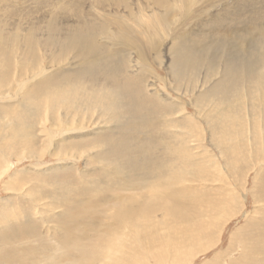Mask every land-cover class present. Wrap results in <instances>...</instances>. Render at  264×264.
Masks as SVG:
<instances>
[{
    "label": "rangeland",
    "instance_id": "374dc122",
    "mask_svg": "<svg viewBox=\"0 0 264 264\" xmlns=\"http://www.w3.org/2000/svg\"><path fill=\"white\" fill-rule=\"evenodd\" d=\"M116 1L118 5L114 0H0V264H172L174 257V264H264V90L240 94L244 101L235 107L215 101L206 106L201 96L221 79L227 54L215 48L199 63L194 58L191 66L175 61L176 45L186 36H200L208 45L220 31L239 28L238 18L264 24V0ZM256 49L264 58L263 42ZM91 58H108L115 68L113 80L128 83L127 89L134 88L128 94L141 97V102L126 103L124 120L114 123L118 113L86 104L93 91L106 86L101 80L93 87L88 73L83 75L89 84L79 79L81 64ZM254 65L264 70L263 61ZM65 75L67 84L80 82L81 96L48 105L37 85L52 79L59 83ZM228 108L227 118H219ZM136 118L151 125L149 132L158 130L149 136L161 153H175L164 159L171 172L157 171L160 176L183 173L179 148L202 161L188 168L199 173L182 176L175 187L176 197L187 204L183 211L189 220L159 219L160 213H150L151 220L136 224L148 223L152 233H157L153 227L159 220L171 224L155 248L147 247L145 233L134 244L124 226L117 231L111 227L118 202L98 201L101 205L86 214L84 200H98L97 191L79 190L82 195L62 199L67 190L75 192L99 179L102 165L94 157L101 149L93 144L99 147L106 136H126L130 130L121 134L116 127L125 120L136 125ZM143 137L139 134L134 144L140 145ZM119 147L125 153L133 145ZM121 157L118 162L125 171ZM106 171L112 178L111 170ZM186 189L192 191L188 199ZM134 207L128 206L131 211ZM88 221L93 228L85 229ZM194 234L198 241L183 244ZM70 252L73 256H66Z\"/></svg>",
    "mask_w": 264,
    "mask_h": 264
},
{
    "label": "bare ground",
    "instance_id": "6f19581e",
    "mask_svg": "<svg viewBox=\"0 0 264 264\" xmlns=\"http://www.w3.org/2000/svg\"><path fill=\"white\" fill-rule=\"evenodd\" d=\"M112 2L113 0H110V3ZM114 4L118 5L116 0H114ZM239 19L240 18L236 20L239 23L238 25L239 28L234 26L233 28H230L229 31L227 29H224L223 33L222 31H220L219 37L217 40H215L214 44L213 43L208 44V45L203 44V40L201 39L200 36H199V39H195L192 37V35H189V36L184 37L183 39H180L179 42L177 43L178 45H176L177 47H176L175 61L181 60V67L191 66L194 58H196L197 62L199 63L201 58H206V55L209 49L217 48V49H220L222 52H224V54H227L226 56L227 59L224 62L225 66L222 71V75L220 76L221 79L216 82V86L213 87L212 92H209V94H206L205 96H201L202 98H204L203 102H204V105L206 106L208 105V103L213 104L214 101L216 102V105H220L224 102L230 105H234L235 102L237 104V103L244 101V99L241 100L242 94L244 96V93L248 94V91L252 89H259L261 90V92L264 90V70L260 72L258 68H255V65H254V62L259 63V60L263 61L264 63V58L259 56L260 54L256 52L258 50L256 49L257 46L261 42H263L264 44V24L259 25V22H257L258 20L257 21H247L246 19H245V22L243 21L239 22ZM220 21L217 22L218 23L217 25H221L219 24ZM73 30L74 29H71V32H73ZM216 30H220V28H216ZM79 32H80V36L84 37V31L81 30ZM256 36L261 38L260 42L257 41L258 39ZM3 43L4 41H1L0 39V44H3ZM182 49H184V51L180 53L179 56H177ZM91 51L93 50H90V52ZM138 55L140 59H144V56L142 55V53L141 54L139 53ZM96 66L97 68H95ZM114 72H115V68L112 66V62H108V58L105 59V61L103 60L94 61L92 58L86 59L83 61V63L80 66V75H83L85 73L91 74L90 81L93 84V87L96 84H98V82L101 80H103L104 84L106 85L105 89L93 91L91 94V97L90 98L88 97L89 99L86 100V104L90 102L91 106L99 105L102 108L104 107L105 110L107 111L110 110L113 113L115 112L118 113L120 116L114 115L113 116L114 120L112 121L114 123H117L115 121L116 119L124 120V118L126 117L125 114L124 115L122 114L126 103L127 102L131 103L132 101L141 102V97L140 96L135 97V95L131 93L130 91H129L130 94H128V90H132L134 88L131 87L130 89H127L128 85H125V84H128V83L122 84V82H120L118 78L116 79V81H114L113 78L111 77V74ZM177 72L179 73V71ZM77 75H75V79L77 77H80V75L78 76ZM64 77H66V75L60 77V78H63V80H61L59 83L56 82L58 79H52V80H45L43 82H40L37 85L38 90L41 89L39 92H41V95L43 94L42 97L46 96L45 102H47V104L48 103L54 104L55 102H60L64 104L72 100L77 101V99L81 96L80 94L81 86L77 85L80 82L75 80L76 81L75 83L71 82V84L70 83L67 84L66 83L67 80H65L66 78ZM79 79L89 84V81H88V78H86V75L81 76ZM56 88L57 90L54 91V89ZM247 88H249V90ZM50 89H52V91H50ZM222 94L226 95L225 97H230V98L226 99L221 96ZM41 99H44V98H41ZM81 102H83V100H81ZM52 104H48V105H52ZM125 110L127 114L130 111L129 108ZM228 110L229 108L227 110L222 109L221 116H219V118H227L226 115H229L231 111V110L230 111ZM23 114L21 116H23ZM28 115L25 114L24 116L26 117ZM24 116L23 118H25ZM217 120H218V117H217ZM104 122L105 124L108 125L109 119L105 120ZM123 122L124 123H121L122 125L119 124L116 128L120 130L121 134L127 130H130L131 132L130 133L127 132L128 134L124 137L123 135H121V138H120L121 140L117 136L108 137L105 135L106 137H103L101 139L99 147L98 145H94V144H97V142H95L92 146L93 149L94 148H96L97 150L101 149L100 150L101 153L96 152L95 157H94L97 160V162H99L102 165V167L99 168L102 171L98 170L101 174L99 179H96L90 186H87L86 184L79 186V188L75 192L74 191L72 192L71 190H67L66 193L65 192L63 193L62 199L65 198L67 200L75 193L77 195H82L81 193H78L79 190L84 192V194H88L90 192L95 193L97 191L98 193L96 194V196L99 197L98 200H95V201L88 200V199L86 201L84 200L85 203L93 205L91 207H88L87 204L83 206L84 208H86L83 211V213H86V214H90L93 210H95L97 207L101 205L98 201L109 203L111 202V200H114L118 202V204H115L114 214L110 215V217L113 219L111 227L115 228L117 231L121 227L124 226L123 227L124 232L125 233L128 232V234L132 237V239H135L134 244L135 243L137 244L138 240H140L139 237H143V234L145 233L144 240L148 243L147 247L155 248L154 243L157 242L156 239L158 238V236L161 239H165L167 237L166 234H164V236L161 234L168 232L169 229H167V227L171 225V224H163L162 221L159 219L172 216L176 220H186V219L189 220L188 215L184 214L185 211H183L184 208L187 206V204L182 203V201H180L178 197H176L178 193L175 187L177 186L178 183H180L182 176H187V174H192L193 176V173L195 171L199 173L200 169H195L194 171L193 168L192 169H188V168H191L192 165H194L193 162H197L198 165H201L202 161L199 162L197 159H195L196 155L195 157L194 156L190 157L189 155H186L184 153L185 151H183L182 148H179L180 150L179 158L181 159V162H184L183 166L185 168L183 173L179 174L176 171V172H172V174H170L168 177H162L157 173V171H161V173H164V174H168L171 172L172 169L170 168V166H164V159L167 156L171 157L172 155H174L175 154L174 151L168 150L164 153H161L160 149L157 148L156 146V140H154V138H151L149 136V135H155V133H157L158 130L149 132L151 125L149 123H145L144 119L136 118L135 119L136 125H133V123H131L130 120L129 121L125 120ZM222 126L223 124H220V127ZM154 128L157 129V126L155 125ZM224 132L225 130H222L221 134ZM139 134H144V137L142 138L140 145L137 144L138 142L136 143L137 145H135L134 143L137 141L136 137L139 136ZM176 135L177 134L173 135V139L177 138ZM178 138L180 137L178 136ZM127 144L133 145V148L130 152L124 153L122 149L119 147V145L125 148ZM84 145L91 146L92 144L86 143ZM79 146H83V145H79ZM156 149L159 151V153H155ZM118 155H121L122 156L121 159H123L127 163V167L125 171L121 170L120 168V163L118 162ZM106 170H109V171L111 170L112 178L109 179V173ZM192 181H195V180H192ZM261 190H262V194L264 197V186L262 187ZM191 192L192 191H188L186 189V194H187L186 199H188V196L191 194ZM69 193L70 195H68ZM181 193H182V190H181ZM122 194H126V195H122ZM73 199H74V196L69 200H73ZM258 202L260 203V201ZM147 205H149L150 207H147ZM128 206H131V207L135 206L134 210L132 211L129 210ZM215 209H217V211L221 210V209H218V207ZM137 210L141 211L140 214ZM107 211L108 209H104L102 211V217H103L104 222H106V220L109 219ZM150 213H154V215L160 213L159 216L162 217V218L158 217L159 219L155 218V220L157 219L159 220L158 223H154L155 226L153 227V231L154 232L157 231V233H152V230L150 229L151 225H149L148 223H145L141 227H139V225H136L142 222L143 220H151V217H149L150 215L147 216ZM197 217H199V215ZM87 224H88V228L85 227V229L93 228V225H94L93 221L92 222L88 221ZM109 225L110 224H107V227H109ZM138 228H140L139 232L136 231ZM120 235H123V232H121ZM196 236L197 235H195L194 237L191 236L189 238L184 239L183 244L198 241V236L197 237ZM78 239H81V234ZM168 239L170 240V238ZM114 245H115V242H114ZM81 253L82 255H84V257L83 256L82 257L85 258L86 253L85 254L83 252ZM146 253L144 254V257L146 256ZM66 256L71 257L73 256V253L70 252L69 255H66ZM161 256H163V254H161L160 257ZM170 259H173L172 264H174V262L178 258L174 257Z\"/></svg>",
    "mask_w": 264,
    "mask_h": 264
}]
</instances>
